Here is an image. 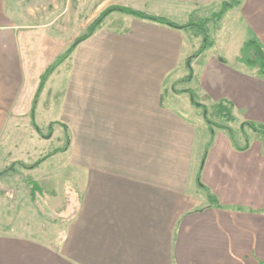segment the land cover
<instances>
[{
  "label": "crops",
  "instance_id": "0c3cea01",
  "mask_svg": "<svg viewBox=\"0 0 264 264\" xmlns=\"http://www.w3.org/2000/svg\"><path fill=\"white\" fill-rule=\"evenodd\" d=\"M156 1L191 10L213 0ZM233 9L264 47V0H239ZM105 20L50 75L31 117L36 82L51 63L42 62L45 51L57 44L66 50L89 20L62 39L51 21L18 23L0 0V155L10 158L9 134L34 127L48 97L42 106L57 105L59 115L49 128L70 131L61 154L78 179L65 206L75 212L61 239L0 232V264H264L262 145L219 128L211 136L192 102L185 113L176 105L189 97L174 90L188 58L187 31L129 15L122 27ZM188 81L198 103L225 101L240 125L264 127V79L246 66L212 56ZM34 184L42 189L37 178Z\"/></svg>",
  "mask_w": 264,
  "mask_h": 264
},
{
  "label": "rangeland",
  "instance_id": "374dc122",
  "mask_svg": "<svg viewBox=\"0 0 264 264\" xmlns=\"http://www.w3.org/2000/svg\"><path fill=\"white\" fill-rule=\"evenodd\" d=\"M236 1L239 0H213L207 4H198L191 10L183 6L171 9L166 4H162L156 0H6V4L11 8L18 23L28 27L33 24H47L51 21L63 33L56 36H61L62 39H69L77 34L75 32L76 26L84 23L86 18L89 20V23L86 28L78 32V36L84 33L87 27L104 10L113 6L131 8L152 16H157L156 14L160 16L161 13H164L167 16L166 19L186 25L189 23L201 24L202 21L210 19L217 13L221 9L223 2L234 4ZM100 11L102 12L97 15ZM113 13L109 14L106 18V24L122 27V19H126L127 15L118 12ZM205 25L207 39L213 45L206 48L197 58H193L189 66L185 63V66L179 69L178 73L183 80L181 81L180 79L174 85V90L177 93L182 92V90L193 92L197 103L199 99L196 95L195 83L185 80L190 75V69L197 73L199 66L204 65L212 56L229 62L233 67H242L239 62L241 47L250 38L239 12L235 9L228 10L220 20L210 21ZM185 31H187L185 32V52H187V57H190L199 50L204 39L198 35V28H194L193 30L186 29ZM59 45L57 44L56 49L51 47L50 50L45 51L48 57L46 60L42 59L44 65L48 62H51L49 64L51 65L67 50L59 49ZM40 68L42 66L39 65L38 70ZM43 70L42 68L41 72ZM45 70L41 73L40 77ZM39 82H36V88H38ZM53 85V82H50L47 87H53L54 89ZM36 91H34V95ZM47 99L48 97L41 99L42 104L38 105L37 112L35 113V125H37L36 128L38 129L35 128V130L34 127L30 129L20 127L21 129L9 131L11 133L8 136V150H10L11 156L9 158L6 155H0V172H3L7 168H12V170L5 172L2 176L0 175V232H10L18 229L20 231L24 230V232L45 235L47 239L56 237L59 240L62 234H64L65 228L76 208H74L73 204H70L73 206V209L70 211L71 208H69L65 212L66 193L70 189L71 191L76 189L74 181L77 182L78 179L74 174V170L72 172L71 168L64 165L63 156L60 151L63 147H66V145L68 147V144H70L71 133L70 131H64L58 125L50 126L51 130H49L48 122L58 119L59 115L57 105L52 108V111H47L45 106H42L45 102L47 103ZM181 101L183 103H176V105L185 113L183 106L191 105L190 96L183 98ZM192 107L196 109L195 113L201 118L208 130L210 128L213 130L218 129L214 126L215 124L228 126L232 131L233 139L239 141L241 137H244L245 139H249L250 142L258 141L264 151V135L254 133L248 127L241 128L242 125H240L236 114H230L228 116L229 121L226 118L227 116L216 109V105L206 107V120L213 124L210 126L206 123L203 116L204 111L202 112L201 109ZM208 137L209 133L206 130L199 133V138L202 140ZM52 155L55 156L51 160L46 161L37 172H32L33 170L22 166H29L38 161H40V165ZM11 158L23 161L11 162ZM36 178L42 189H39V192L37 191L34 196H31V186L34 184ZM47 187L54 189H46ZM49 190H54L55 193H48L50 192ZM46 194L49 197L45 198ZM54 197L60 199L59 203L54 202ZM51 201L53 202L51 203Z\"/></svg>",
  "mask_w": 264,
  "mask_h": 264
},
{
  "label": "trees",
  "instance_id": "16d2710c",
  "mask_svg": "<svg viewBox=\"0 0 264 264\" xmlns=\"http://www.w3.org/2000/svg\"><path fill=\"white\" fill-rule=\"evenodd\" d=\"M237 4H238V1H236L234 4H232L230 2L229 3L223 2L221 9L217 13H215L210 19L202 21L201 24L189 23L186 25H179V24L172 22L166 18L152 16V15L146 14L144 12L133 10L131 8L120 7V6H113V7L107 8L97 17V19L94 22H92L87 27V29L84 33H82L80 36H78L73 41V43L67 48V50L61 56H59L51 65H49L47 67L45 72L42 74V76L40 77L39 86L37 88V91L34 95V99L32 101V107H31V113H30L31 117H33L36 102L39 98L41 91L44 88V85L46 84L48 78L50 77V75L54 72V70L59 65H61L71 55L74 48L80 42L89 38L92 34H94L100 28L102 22L105 20V18L109 14H111L113 12H118V13H122L125 15H129V16L138 18L140 20L155 22V23H158V24H161V25H164V26H167L169 28L176 29V30H186V29L193 30L194 28H198V35L202 36L204 41H203V44L201 45V47L199 48V50L187 58L186 63H188L190 65L193 58H197L201 53H203V51L206 48L211 47L213 45L207 39V32H206V25L205 24H207L210 21L220 20L221 17L228 10L235 8V6ZM239 62L242 65L246 66L249 70L253 71L254 75L259 76V77L264 79V47L259 43V41L255 37L249 38L245 43H243V45L241 47V51H240ZM191 74H192V70L190 69V75H188L187 79H185L186 81L190 79ZM182 92H186L187 94H189L190 97L193 98L192 105L194 107L201 109L202 112L206 111V107L202 104L197 103V101L194 99L193 93L190 90H185ZM216 109H218L225 116H227L226 118H228V120H229L228 116L231 114L230 106L225 101L217 103ZM205 120H206V117H205ZM206 123H208L210 126L213 125L212 123H210V121H207V120H206ZM32 124L36 128V125H35V122L33 119H32ZM50 126H52V125H50ZM214 126H216L219 129L225 130L232 137V131L229 127L222 126V125H216V124ZM244 126L248 127L250 130L255 131L256 133L264 135V127H262V126L255 125L254 123H251V122L242 123V127H244ZM49 130H51V128H49ZM64 131H66V130L64 129ZM209 132H210V135L212 136L213 135V129L210 128ZM67 141H68V138H67ZM210 143H211V141L208 143V146L210 145ZM64 150H65V147L62 148L60 151H64ZM39 163H40V161L36 162L35 164L29 165V166H25L22 164L21 165L24 168H27L29 170H33V169L38 167ZM10 170H12V168H7L3 172H0V175L2 176L5 172L10 171ZM31 189H32L31 190V196H34V194H36L37 191L39 192V187L36 184H32ZM71 192L72 191L70 189L68 191V193H66V204L69 203V201H71V199H70L71 198L70 197ZM68 195H69V197H68ZM207 197H208V200H210L211 202L215 201L211 194L208 193Z\"/></svg>",
  "mask_w": 264,
  "mask_h": 264
},
{
  "label": "water",
  "instance_id": "95a60500",
  "mask_svg": "<svg viewBox=\"0 0 264 264\" xmlns=\"http://www.w3.org/2000/svg\"><path fill=\"white\" fill-rule=\"evenodd\" d=\"M187 64H188V63H187ZM188 66H189V64H188ZM190 99H191V102H192V101H193V98L190 97ZM203 116H204V117L206 116V111H204Z\"/></svg>",
  "mask_w": 264,
  "mask_h": 264
}]
</instances>
